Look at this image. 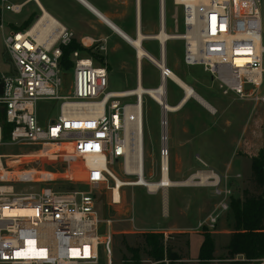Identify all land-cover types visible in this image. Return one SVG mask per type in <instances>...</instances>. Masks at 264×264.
Returning a JSON list of instances; mask_svg holds the SVG:
<instances>
[{
  "label": "built area",
  "instance_id": "2783aa9c",
  "mask_svg": "<svg viewBox=\"0 0 264 264\" xmlns=\"http://www.w3.org/2000/svg\"><path fill=\"white\" fill-rule=\"evenodd\" d=\"M179 5L184 63L203 66L223 95L234 94L254 107H264V0H210L208 4L181 0ZM0 11L16 13L19 8L0 0ZM4 24L2 18L0 28ZM73 39L74 33L48 14L40 15L28 29H9L3 38L12 66L0 73V149L14 145L27 151H0V264H98L104 247L111 259L112 220L103 218L100 194L108 197L109 191L110 203L117 205L122 201L121 189L127 186L118 187L110 165L122 159L125 174L147 180L144 104L146 96L155 99L129 90L109 91L107 65L79 51L71 56L72 70H63L62 46ZM98 47L107 51L104 41ZM163 51L161 45L160 60ZM166 75L160 71L157 88L164 81L166 87L170 79ZM157 95L168 104L167 87L163 96ZM43 100L59 104L60 111L45 125L40 124L37 108ZM155 102L163 113L162 181L165 171L170 178L167 114L174 111ZM211 179L218 201L215 210L198 223L200 228L214 227L231 205L228 176L216 174ZM69 181L82 187L57 185ZM202 182L200 175L196 183L205 185ZM140 186L150 193L161 191L165 203L174 185L166 190L158 185L154 191ZM17 209L34 212L14 213Z\"/></svg>",
  "mask_w": 264,
  "mask_h": 264
},
{
  "label": "rangeland",
  "instance_id": "374dc122",
  "mask_svg": "<svg viewBox=\"0 0 264 264\" xmlns=\"http://www.w3.org/2000/svg\"><path fill=\"white\" fill-rule=\"evenodd\" d=\"M167 14V28L172 34L183 33L182 7L174 3V0H165ZM161 0H157L160 6ZM143 14L146 23L158 21L159 10L152 3V0H144ZM5 21L4 28H0V73L7 72L12 66L10 57L4 46V35L13 26H20L23 23V15H15L9 11L1 13V19ZM13 24V25H12ZM117 41V40H116ZM113 47V42L110 48ZM153 57L160 59L161 49L157 41H146L144 44ZM131 51V50H130ZM166 63L185 83L190 85L204 100L215 108L212 113L209 109L201 106L199 102L192 99L183 110L170 112L168 117V134L170 157V178L172 175L173 154L182 150V142L189 136L187 148L191 151L193 158L197 154L205 164H201L205 171H213L223 178L224 174L214 170L228 172V184L232 189V198L238 199L243 196L244 190L255 193L254 182L251 177V159L264 149V107L254 103L238 99L234 94L223 95L221 90L212 81L211 74L206 72L203 66H187L184 63V42L183 40H170L166 46ZM132 53H136L132 50ZM107 61V62H106ZM101 63H109V91H122L135 88L138 74L137 60L127 64L128 70L121 67V52L111 51L100 59ZM143 86L145 88H157L161 83L160 70L148 59L141 62ZM72 74V73H71ZM185 96L184 90L172 79L167 81V103L170 106L177 105ZM133 102L134 99H127ZM38 114L40 124L45 125L48 120L58 118L59 104L54 101H39ZM188 112L189 119L185 118ZM162 108L149 96L145 97L144 104V149H145V177L149 181L160 179V147L162 146ZM189 128V133L185 129ZM184 130V133H183ZM1 152L17 154L27 151V148H20L14 145L0 149ZM47 166V165H46ZM65 163H61L64 168ZM215 166V167H214ZM110 168L123 180H136L134 174L123 172L122 159L110 165ZM179 178V177H178ZM196 182L197 179H194ZM209 181H213L210 179ZM112 185V182L110 183ZM63 189L82 187L80 182H60L57 184ZM176 188L171 187L168 191L167 209L163 202L162 193H150L143 186L123 187L122 201L111 204L109 201L110 192L107 191V218L112 220L111 232V259L105 247L100 248L98 264H125L132 263L134 252L126 247L138 248L142 246L144 233H164L166 245L172 247L173 252L183 259L176 261L189 264L198 263V254L203 242V234L210 233L215 243V256L217 258L227 255V245L230 240L233 220L231 210L221 213L217 224L214 227L205 226L200 228L198 223L205 220L208 214L215 210L218 197L214 194L212 185H202L201 188ZM186 191L199 195L200 202L193 206L185 215L174 213L173 201L177 203L189 197L193 202L196 198L191 193L180 194ZM103 192L100 194V198ZM180 194V195H178ZM101 207L102 203L100 201ZM184 204V203H183ZM174 229H162L165 226H174ZM144 264H170L165 255L162 260L150 259L143 251L141 252ZM218 259L212 264H221Z\"/></svg>",
  "mask_w": 264,
  "mask_h": 264
},
{
  "label": "crops",
  "instance_id": "0c3cea01",
  "mask_svg": "<svg viewBox=\"0 0 264 264\" xmlns=\"http://www.w3.org/2000/svg\"><path fill=\"white\" fill-rule=\"evenodd\" d=\"M143 2L144 0H7V3L14 5L19 8L18 12H11L15 15H23V23L20 26H13L12 29L24 30L35 23L37 18L42 14H48L53 17L68 30L74 33V39L88 48H93L98 54L106 56L108 52L114 54L121 52V67L128 70L127 64L134 58L137 60V69L139 59L137 58V51L132 45L133 39H138L140 35H143L142 45L146 41L155 40L160 45L159 40L153 39L152 37L162 31V6L157 3V0H152V3L159 10L158 21L146 23L143 14ZM166 2V1H165ZM167 7V4H166ZM13 25V24H12ZM166 31L171 33L167 28V14L165 21ZM117 40V41H116ZM180 40V39H172ZM106 44L107 51L103 52L99 50V45ZM113 42V47L110 48V44ZM169 42V41H168ZM166 43V46L168 44ZM145 49V47H144ZM131 50V51H130ZM135 51V54L132 53ZM147 53L153 57V55L147 50ZM166 51V47H165ZM167 54V52H166ZM89 56V55H88ZM147 58V57H146ZM145 58V59H146ZM155 58V57H153ZM156 59V58H155ZM161 59V57H160ZM157 59V60H160ZM167 59V57H166ZM144 59L142 60V62ZM107 62V61H106ZM96 63H99L96 61ZM107 63V67H108ZM109 69V67H108ZM110 71V69H109ZM138 71L136 81L137 85L142 84L143 79ZM135 87V88H136ZM167 87V84H166ZM134 89V88H131ZM194 98L185 100L184 97L177 104L179 110H183L184 106ZM195 100V99H194ZM198 102V101H197ZM201 106V103H199ZM175 105V106H177ZM205 107V106H204ZM188 112L184 115L185 118L189 119ZM184 134L189 133V128L185 129ZM189 136H186L182 142V150L178 153L173 154L172 161V175L175 179H170L178 185H174L176 188H201V184L196 183L194 179H198L201 173H205V168L200 166V163L205 164L204 160H201L197 154L196 158H193L191 151L186 147L189 143ZM206 165V164H205ZM215 167V166H214ZM216 172L226 174L228 176L227 169L223 172L215 167ZM171 175V174H170ZM179 177V178H178ZM194 178V179H192ZM192 179L193 182L190 184H181L184 181ZM192 194L195 196V200L192 202L189 197L182 201V204L177 203V198L174 199L173 207L174 213L185 215L188 210H191L193 206H197L200 202V197L197 194L186 191L180 193L184 195ZM178 194V195H180ZM243 197V196H242ZM240 197V198H242ZM168 201V199H167ZM184 203V204H183ZM174 226L161 227L162 229H174Z\"/></svg>",
  "mask_w": 264,
  "mask_h": 264
},
{
  "label": "trees",
  "instance_id": "16d2710c",
  "mask_svg": "<svg viewBox=\"0 0 264 264\" xmlns=\"http://www.w3.org/2000/svg\"><path fill=\"white\" fill-rule=\"evenodd\" d=\"M1 16V11H0ZM27 27L26 29H28ZM63 55L61 66L66 72L73 68L71 56L74 51L92 57L95 61L104 59L93 48H88L73 39L68 45L62 46ZM100 64H106L101 63ZM107 65V64H106ZM8 126L5 127V138H8ZM251 177L255 193L244 190L242 198L231 199V218L233 220L231 236L226 247L227 255L217 258L215 256V243L210 233L203 234V242L199 249L197 264H212L214 260H219L221 264H264V149L251 159ZM128 250L134 252L132 263L144 264L141 252L150 259L162 260L165 255L171 261L170 264H177L176 261L183 259L173 252L172 247L166 245L164 233H144L141 247ZM178 264H189L179 262Z\"/></svg>",
  "mask_w": 264,
  "mask_h": 264
},
{
  "label": "bare ground",
  "instance_id": "6f19581e",
  "mask_svg": "<svg viewBox=\"0 0 264 264\" xmlns=\"http://www.w3.org/2000/svg\"><path fill=\"white\" fill-rule=\"evenodd\" d=\"M201 1L203 3L208 4L210 0H198ZM181 0H174L175 4H180ZM161 6H162V31H160L159 33L155 34L152 38L153 39H157L160 41V43H162L163 45V57L162 60H157L155 58H153L151 55H149L147 53V51L144 49L143 45H142V40L144 39L143 35H140L138 39H133L131 41L132 45L135 47L136 51H137V58L139 59V64H138V71L141 72V62L143 59H148L150 62H152L161 72L163 73H167V77H169L170 79H172L178 86H180L185 93L184 99H190V98H194L196 101H198L199 103H201L202 105H204L207 109H209L212 113H214L215 108H213V106L211 104H209L206 100H204L190 85H188L187 83H185L174 71H172L166 63V51H165V47H166V43L172 39H182L181 34H172L166 31L165 28V21H166V5H165V0H161ZM165 81L162 83L160 88H145L143 86V84H140L139 86H137L134 89H130V94H139V95H143V94H149L151 95L155 101H157L158 103H161L163 106L166 105L167 106V110L170 111H177L179 109V106H170L168 104H166L164 102V98L160 97L158 94H161L162 96L165 94ZM133 169L134 171L139 172V168H134V167H129V170ZM203 177V182L202 184H207V185H212L213 182L209 181L211 178H213L214 176L216 177V173L213 171H206L205 173H201L200 174ZM116 179H117V185L118 187L121 185H125L127 187L129 186H140V185H147L149 187V191H154V189H156V187L158 185H162L165 187V190L167 188L168 185H178V183H174V181L170 180L168 173L165 171L164 173V178L159 181H149V180H145L143 178L140 179H136V180H123L121 179L119 176L116 175ZM194 179V178H192ZM187 180L184 181L183 185L185 184H190L193 182V180ZM116 192V198H118V194H119V190L116 188L115 190ZM165 209H167V195L165 198ZM33 210H29V209H17L16 211H14V213H19V214H30L33 213Z\"/></svg>",
  "mask_w": 264,
  "mask_h": 264
},
{
  "label": "water",
  "instance_id": "95a60500",
  "mask_svg": "<svg viewBox=\"0 0 264 264\" xmlns=\"http://www.w3.org/2000/svg\"><path fill=\"white\" fill-rule=\"evenodd\" d=\"M0 93H2V84L0 85ZM100 201L102 203L103 218L105 219L107 217V204H106V196H105L104 192H103V194H102V196L100 198Z\"/></svg>",
  "mask_w": 264,
  "mask_h": 264
}]
</instances>
